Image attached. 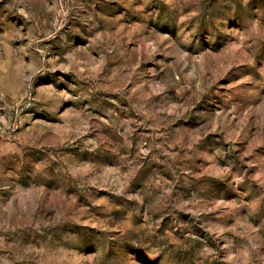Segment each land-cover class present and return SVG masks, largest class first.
I'll return each mask as SVG.
<instances>
[{"label": "rangeland", "instance_id": "1", "mask_svg": "<svg viewBox=\"0 0 264 264\" xmlns=\"http://www.w3.org/2000/svg\"><path fill=\"white\" fill-rule=\"evenodd\" d=\"M0 264H264V0H0Z\"/></svg>", "mask_w": 264, "mask_h": 264}]
</instances>
